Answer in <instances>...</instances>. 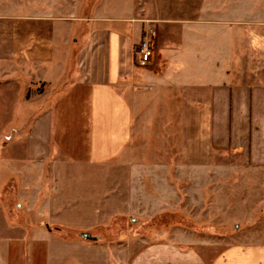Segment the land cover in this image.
<instances>
[{
    "label": "crops",
    "instance_id": "obj_1",
    "mask_svg": "<svg viewBox=\"0 0 264 264\" xmlns=\"http://www.w3.org/2000/svg\"><path fill=\"white\" fill-rule=\"evenodd\" d=\"M34 1L0 0V139L5 116H35L0 142V264H264L262 242L193 230L139 247L98 239L122 212L195 217L209 188L200 200L194 182L224 176L230 156L237 238L258 222L247 196L261 190L243 180L264 170V0H121L85 31L48 7L34 16Z\"/></svg>",
    "mask_w": 264,
    "mask_h": 264
},
{
    "label": "rangeland",
    "instance_id": "obj_2",
    "mask_svg": "<svg viewBox=\"0 0 264 264\" xmlns=\"http://www.w3.org/2000/svg\"><path fill=\"white\" fill-rule=\"evenodd\" d=\"M135 4L141 5V1L136 0ZM7 5L2 4V11L8 10L6 9ZM31 5L35 8L34 16L39 15L41 12L46 16V8L48 7L49 17L54 19H77L80 29L83 28L82 31H85L89 26V22L93 20L92 18L98 15L97 11L99 9H109L112 6L119 8L121 0H46L44 2L37 0ZM149 5L153 6L154 4L151 3ZM235 6L237 7V4ZM43 87V84H36L29 87L28 92H24L25 90H23L19 99L20 104L31 101L32 96L37 93L42 94L44 92ZM26 95L27 98H24ZM5 117L9 125L7 130L2 134L0 142L18 139L22 133L27 131L29 124L35 118V116H30L29 113H26L24 110L19 111V109L14 116L8 115ZM10 129L14 130L10 131ZM0 153H6L5 149H2ZM223 170H225L224 176H211L204 180V186L201 183L194 182V197H198L200 200L202 199V194L199 192L202 191L200 187L209 188V190L211 188L214 189L210 192L208 189L205 190L206 202L208 204L205 210H202L201 206H194L193 215L195 217L189 218V213L192 212L185 211L184 209L183 211L181 209L182 206L179 207L178 211L162 212L161 214H157L153 219H139L135 215H130L129 217L125 212H122L114 215L109 225H105L99 230L101 238L99 237L98 239L113 238V240L129 241L132 245L139 247L146 242L166 241L170 239L179 240V237H169H171L170 235L181 236L187 230H193L195 233L206 234L205 236H226L225 241L228 243H235L240 240L264 243V170L253 169L252 172L248 171V174H252L248 176V179L243 180L244 186L250 189L259 188L258 190H261V193L255 196H247L251 200V202H247V206L256 207L257 209L253 213L258 222L241 226L240 231L248 234L245 238H237V231H239V228H237V163L233 161L232 156H230L229 164ZM152 184L153 181L150 178H146V187L149 188ZM176 184L180 188L179 191L184 189L181 201V204L184 205L186 203L184 195L185 182L179 180L176 181ZM206 216H209L208 221L205 219ZM197 217L198 219L196 220ZM161 218L162 220H160ZM67 233V230L63 231L66 237L73 234L72 232ZM142 236L146 238H139Z\"/></svg>",
    "mask_w": 264,
    "mask_h": 264
},
{
    "label": "built area",
    "instance_id": "obj_3",
    "mask_svg": "<svg viewBox=\"0 0 264 264\" xmlns=\"http://www.w3.org/2000/svg\"><path fill=\"white\" fill-rule=\"evenodd\" d=\"M151 55L148 41H143L140 45L138 56L142 62H147Z\"/></svg>",
    "mask_w": 264,
    "mask_h": 264
},
{
    "label": "water",
    "instance_id": "obj_4",
    "mask_svg": "<svg viewBox=\"0 0 264 264\" xmlns=\"http://www.w3.org/2000/svg\"><path fill=\"white\" fill-rule=\"evenodd\" d=\"M81 236L86 239H95L90 233L87 232H83Z\"/></svg>",
    "mask_w": 264,
    "mask_h": 264
}]
</instances>
